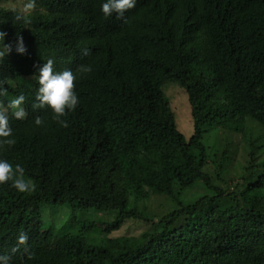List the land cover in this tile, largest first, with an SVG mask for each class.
<instances>
[{
    "label": "trees",
    "instance_id": "trees-1",
    "mask_svg": "<svg viewBox=\"0 0 264 264\" xmlns=\"http://www.w3.org/2000/svg\"><path fill=\"white\" fill-rule=\"evenodd\" d=\"M16 1L0 0L11 46L0 107L22 94L27 117L9 116L15 144L0 158L34 190L0 185V254L11 264H264V0H136L126 23L105 19L101 0ZM48 60L77 75L66 128L31 108ZM153 197L172 202L150 214ZM68 204L88 214L40 229L43 205ZM130 222L144 230L124 233Z\"/></svg>",
    "mask_w": 264,
    "mask_h": 264
},
{
    "label": "clouds",
    "instance_id": "clouds-1",
    "mask_svg": "<svg viewBox=\"0 0 264 264\" xmlns=\"http://www.w3.org/2000/svg\"><path fill=\"white\" fill-rule=\"evenodd\" d=\"M136 0H101L100 12L107 19L115 14L117 20L126 23L125 13L133 9ZM5 33L0 32V60L11 51V46L4 43ZM15 51L18 54L25 52L22 40L17 39ZM87 55V51L84 52ZM92 69L90 66H81L77 72L87 73ZM38 87L36 88L34 102L31 104L33 110L48 109L52 119L61 127H68L66 120L61 117L66 116L68 112L74 111L79 103L77 93L75 92L74 81L77 75L71 70L56 71L53 68L52 60L44 62L33 75ZM7 95V88L0 84V97ZM25 96L17 95L7 101L3 107H0V150L5 146L15 144L12 136L13 129L9 124V116L15 120L23 121L27 117L24 107ZM36 126H41L43 120L40 116H35L33 120ZM0 185H9L20 194L30 193L34 190V184L31 178L26 177L25 169L20 164L13 165L7 159L0 158ZM27 234L20 232L17 234V247L25 245ZM14 247L12 252L15 253ZM0 264H11V256L7 253L0 254Z\"/></svg>",
    "mask_w": 264,
    "mask_h": 264
},
{
    "label": "rangeland",
    "instance_id": "rangeland-1",
    "mask_svg": "<svg viewBox=\"0 0 264 264\" xmlns=\"http://www.w3.org/2000/svg\"><path fill=\"white\" fill-rule=\"evenodd\" d=\"M16 2H17L16 5L21 6L20 4H18L20 3L19 0ZM9 6L11 7L15 6V2L12 1V3H10ZM171 89H172V92L175 94L176 99L178 101L176 108L178 106H181V110H182V105H184L185 107L183 106V108L187 114L188 113L187 106H189V104L187 102L185 93L182 90H180L177 85L171 86ZM182 124L185 125V122H180V125ZM182 130H183V133H185L187 136H190V132L192 131V125L189 123V128L184 127L182 128ZM246 159H247L246 156L236 157L234 167L236 166L238 169V167L242 168L246 166ZM190 193L191 195H189V197L191 196V198L195 199L201 194V190L199 189V187H196ZM183 194L187 195V192ZM171 202L172 200H168V198L166 197H153L147 203L149 206L148 211L150 214L157 213L167 208V205L170 204ZM69 204L66 207H54V206L49 207L47 205H43V208L41 210L42 216L39 218V221H41L40 229L42 231H51L53 234L59 233L65 227L66 219H69L68 217L69 215L75 214L76 217L78 216L84 217V214H88V213H84V211H82L79 207H73ZM74 205H77V204H74ZM143 230H144L143 224L139 225L135 222H130V228H129V223H128L127 226L124 228L123 232L128 233V234L137 235L138 233H140L139 231H143ZM123 232L115 234L114 236L121 235L123 234Z\"/></svg>",
    "mask_w": 264,
    "mask_h": 264
}]
</instances>
